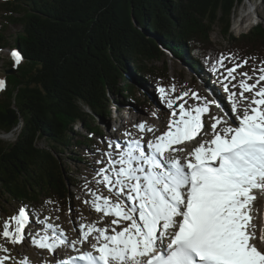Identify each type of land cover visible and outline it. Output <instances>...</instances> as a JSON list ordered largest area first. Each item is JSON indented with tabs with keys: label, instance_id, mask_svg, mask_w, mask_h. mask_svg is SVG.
Segmentation results:
<instances>
[{
	"label": "trees",
	"instance_id": "16d2710c",
	"mask_svg": "<svg viewBox=\"0 0 264 264\" xmlns=\"http://www.w3.org/2000/svg\"><path fill=\"white\" fill-rule=\"evenodd\" d=\"M244 1L0 0V49L13 45L21 55L19 65L13 57L2 74L0 133H19L15 142L0 140V193L39 216L71 202L69 184L81 181L69 176L60 153L81 147L74 160L87 164L88 153L100 148L95 136L112 137L101 119L109 108L116 112V104L153 112L154 93L135 97L138 84L154 92L173 83L183 88L176 80L183 75H170L169 53L199 72L220 69L218 61L230 55L263 59V24L239 37L232 31ZM15 24L22 30L10 38ZM216 28L229 37L230 48L213 43Z\"/></svg>",
	"mask_w": 264,
	"mask_h": 264
},
{
	"label": "snow or ice",
	"instance_id": "6c2138e0",
	"mask_svg": "<svg viewBox=\"0 0 264 264\" xmlns=\"http://www.w3.org/2000/svg\"><path fill=\"white\" fill-rule=\"evenodd\" d=\"M12 55L18 66L21 55L16 51ZM218 62L223 65L222 60ZM241 66L227 69L226 79L235 80L233 73ZM258 71L255 83L239 82L240 97L250 101L243 111L238 110L235 94L229 97L233 100L231 123L206 117L208 101L190 108H185V101L174 109L166 89L159 88L172 110L166 130L156 135L158 130L148 128L154 139L144 144L132 140L113 146L109 142L114 148L107 153L111 166L98 169L99 183L110 192L115 189L118 199L96 195L93 206L114 218L106 227L87 226L82 240L70 241L58 225L49 224L55 232L33 238L32 243L57 255L65 245L79 253L55 264H264V247H258L264 235L257 240L251 227L254 190L264 191V67ZM4 87L0 79V90ZM224 90L228 91L227 85ZM244 93L253 95L249 98ZM139 127L145 130V125ZM30 215L29 206L22 205L4 223L0 237L11 244L23 243L30 235L24 231ZM121 224L119 231L112 227ZM93 233L94 243L89 240ZM85 242L91 250L81 252L77 244ZM0 250L6 254L0 264L13 259L9 248L0 244Z\"/></svg>",
	"mask_w": 264,
	"mask_h": 264
},
{
	"label": "rangeland",
	"instance_id": "374dc122",
	"mask_svg": "<svg viewBox=\"0 0 264 264\" xmlns=\"http://www.w3.org/2000/svg\"><path fill=\"white\" fill-rule=\"evenodd\" d=\"M232 23H233L232 31L237 37L241 36V32L242 34H247L248 32L252 31V29H254L258 23L264 25V0L244 1L241 5H239L237 10L233 14ZM21 30H22L21 24L11 25L8 28L7 34L9 35L10 38H13L15 37L16 33H18ZM211 40L220 49H227L231 47L230 46L231 41L229 40V37H225L219 28H216V30L212 33ZM14 51L18 52V50L15 49L13 45L5 49H0V79L4 81L5 79L3 78L2 74L5 73V69L8 66L9 61L13 58L12 53ZM166 58L169 63L171 77L175 79L176 77H179V75L180 76L183 75L184 78L183 80L176 78V80L181 81L183 88L182 86H179L176 83H173L170 88L164 87L166 89V94L169 100L173 102L174 109L177 108L180 103H184L185 101H187V103H185V108H190L194 106H203L205 101H208L210 102L209 113L205 114V116L206 117L216 116L218 118L228 120L229 123L232 122L231 119H229V117L234 115L231 111V105L233 103V100L230 99L229 97L231 96V94L234 93L235 102L239 106L240 101L238 100V98H236V94L239 95L240 91H242L239 82L247 78L243 76L242 73H247L248 76L251 75V77L253 78H258L259 75L258 70L261 67H264V58L253 61L247 60L248 63L244 64L243 63L244 60H241L240 57L236 55H230V57L224 61L220 69H215L212 72H201V71L199 72L195 70L193 67H191L188 61H185L184 59L180 60L176 57H173V55L170 53L167 55ZM237 64H241L242 66L237 67L235 72L233 73V75L235 76V80L231 79L230 77L226 79V77L228 76L226 70L235 67ZM225 85L228 86L227 92L224 90ZM173 86L175 88V91H173ZM184 86H185V92L189 93L188 96H184L183 94H181L184 91ZM5 87H6V82H5ZM208 87L212 88L215 91V92L213 91L215 94H213L211 92L212 90H210ZM151 93H154L153 95H151L153 102L155 104V108L153 112L141 110L140 107L137 109L135 106H130V105L126 106V108L124 105L119 107L116 104L115 107L118 110V111L116 110V115H115V110L110 111L108 117L101 119V123L104 124L109 131L113 132L115 126L120 121L117 116L118 115L122 116L123 113H125L128 108L130 114H128V116L123 115V122L125 123V125H128L127 126L128 129L134 130L135 133H133L134 134L133 139L140 140L141 138V140L143 139L144 141L145 139H147V141L154 139L153 133L147 131V129L152 128L154 130H158L156 131L157 135H160V131L163 133L166 130L165 123L169 120L170 118L169 113L172 110L167 108V102L163 99L161 93L159 92V89L157 90V92H154L153 88L138 84L135 91V97L142 99L145 97L146 94H151ZM193 94H195V96ZM245 94L246 93H244V95ZM177 96H182L183 99L178 100L176 99ZM197 97H199V99H197ZM238 97L241 98L240 95ZM220 109L221 112L219 111L220 113H218L217 111ZM134 113H135V124L129 127L130 118ZM164 115L167 117V121L163 125L162 123L165 121ZM114 117H117V123L114 121L112 122ZM141 124L145 125V130L143 131L139 127V125ZM160 124L163 126H160ZM75 129L79 131L81 134H85V133L88 134V132L87 131L85 132V129H83L82 126L77 125L75 126ZM18 133L19 131L10 132L11 136L8 139L0 137V140H3L8 143L15 142ZM116 137H118L117 134H115V138ZM115 138L113 140H106L103 138L100 139L97 136H95V140L98 142L100 146V150L90 151L88 153L89 162L87 164L76 162L77 160H74L76 157H78L77 155L74 154L77 151H81L83 148L68 147L69 148L68 150H63V151L61 150L62 152L60 153V156L64 157L63 159H66L70 166L69 176L73 180L75 178L77 179L80 178L81 181L80 186H73L71 183L69 184V188L71 189L74 196L71 202L67 203L59 210H53L47 207L45 213L40 216L37 215L36 213L31 212V215L29 217V223L26 225L24 229L26 234H28L32 228L36 229L35 232L36 235L33 238H39V236L41 235H38V232L40 231L43 232L42 235H44L45 233L55 232V229H45L43 227V225H49L53 223H54L53 225L55 224L58 225L59 229L63 232L64 230L62 228V225L58 221L59 220L61 221V218H65V217L68 218L69 220V224L67 226L68 228L67 230L69 232L67 234L68 240H75V235H79L78 240H82L83 231L86 228V225L94 224L92 222L94 216L97 217L98 215L97 217L98 224H95L96 227L104 226V223L106 222V218H105L106 216L104 215V213L103 216H99V212L95 211V208L93 206V201L95 200L96 195L111 197V199L115 201L118 199V197L116 196L115 189H113L110 192L107 186L104 188L103 184L99 183L102 177L101 175L98 174L99 168L101 167L107 168L111 166V158L107 156V153L112 152V150L114 149L113 147H109V142H111L114 146ZM40 145L47 146V142L43 140L40 142ZM184 146L185 145H183L182 147ZM70 157L73 158L71 159ZM101 160H103L104 162L102 164L98 163V161ZM84 181L89 182L90 186L88 188L84 187L83 184ZM7 198H8L7 195H3L0 193V202H2L1 203L2 205H0V207L1 209L2 207L5 208V212L4 211L1 212L3 223L0 222L1 223L0 233H2L3 231L4 223L8 220V218L16 215L20 208V206H18L17 203L13 201L10 202ZM90 204L92 206H90ZM262 211L260 210V215H259L260 220L256 222L257 223V225L255 226L256 229L254 228L256 238H260L262 235H264L263 232L264 224H261L260 222L261 220H264V216H263L264 211L263 212ZM72 214H75L77 215V217L84 219L83 222L84 224L81 223V225H79L78 221L74 219V217L72 218ZM113 218L114 217H109L108 219L110 221ZM116 226L117 225H113L112 227L116 228ZM123 226L124 225L120 226V228ZM12 227H14V222ZM63 234H65V231L63 232ZM24 242L19 244H11L10 242L6 241L4 238L0 237V244H3L5 247L9 248L10 250L9 254L13 258L12 260L7 261L6 264H21V261L23 260L28 261V264H42V263L46 264L47 261L46 258H48V255L46 257V252H48L47 249H45L46 250L45 262L44 261L38 262L37 257H40V253L36 249H34L32 240L29 239V237L27 238L26 235ZM85 244H87L86 245L87 249H89L88 243ZM260 246H264V242L260 243L259 247ZM4 255L6 254L2 250H0V257H3Z\"/></svg>",
	"mask_w": 264,
	"mask_h": 264
},
{
	"label": "bare ground",
	"instance_id": "6f19581e",
	"mask_svg": "<svg viewBox=\"0 0 264 264\" xmlns=\"http://www.w3.org/2000/svg\"><path fill=\"white\" fill-rule=\"evenodd\" d=\"M250 15V14H249ZM251 76V75H250ZM253 76V75H252ZM256 76V75H255ZM256 79L257 78H253L252 77V79H244L247 83H249V84H253V83H255V81H256ZM261 85H264V81H262L261 82ZM258 86H260V85H258ZM210 90H212L211 92L213 93V94H215L214 92V90L212 89V88H210V87H208ZM214 91V92H213ZM239 95L238 94H236V98H238V100L240 101L239 102V106H238V110L239 111H243V109L249 104V100H245V99H243L242 97L241 98H239L238 97ZM245 97H251L252 96V93H246L245 95H244ZM204 97V96H203ZM220 112H221V109L219 110ZM164 117H165V121L162 123L163 125H164V123L167 121V117L164 115ZM231 123V122H230ZM166 124V123H165ZM163 125H161L160 124V126H163ZM158 129V128H157ZM164 130V129H163ZM131 133L133 134V133H135L134 132V130H132L131 131ZM162 132L160 131V134H161ZM159 134V133H158ZM156 135H157V133H156ZM11 136V134L10 133H0V137H2V138H5V139H8L9 137ZM140 137V136H139ZM199 139V138H198ZM133 140H135V139H133ZM140 140H141V138H140ZM141 141H143V139L141 140ZM147 141V139H145V142ZM115 144H123V145H127V144H125V143H123V142H119L118 143V141H114V145ZM187 144V143H186ZM183 145H173V147H182ZM121 151V149H115V151L116 152H119V151ZM114 151V149L112 150V152ZM177 155H182L181 153H178ZM115 158H117L118 159V156H116ZM103 186H104V188L106 187V185H104L103 184ZM255 196H256V199H255V201L253 202V206H252V209H251V215H252V217H253V219H252V221H251V227L254 229L255 228V226L257 225V221H259L260 220V217H259V215H260V210H261V205H262V202H261V199H262V197L264 196V191H262V190H260L258 193H256V194H254ZM113 201H115V200H113ZM91 203V202H90ZM90 206H92L91 204H90ZM260 208V209H259ZM93 210V209H92ZM262 211V210H261ZM264 211V210H263ZM262 211V212H263ZM264 214V213H263ZM99 216H103V213L102 212H99ZM74 217V219H76L77 221H78V224L79 225H81V223L82 224H84L83 222H84V219H82V218H79V217H77V215H75V214H72V218ZM97 217H98V215H97ZM97 217H95L94 216V219L92 220V222L94 223V224H98V222H97ZM110 216H106L105 218H106V222L104 223V226H107V223L109 222V218ZM263 217V216H262ZM263 221V222H262ZM61 225H62V228H63V230L65 231V236L67 237V234L69 233L68 232V228H67V226H68V224H69V220H68V218H61V221L59 220L58 221ZM261 222V224H264V220H261L260 221ZM85 223H86V221H85ZM54 224V223H53ZM59 224V225H60ZM56 225V224H55ZM93 225V224H92ZM100 225V224H99ZM123 225V224H122ZM121 225V226H122ZM87 226H91L90 224H87L86 225V227ZM104 226H99V227H104ZM43 227L45 228V229H49L48 228V225H43ZM256 229V228H255ZM116 230L117 231H119V230H121L120 229V226L119 225H117L116 226ZM63 231V232H64ZM261 231V230H260ZM35 232H36V229L35 228H32L31 229V231L29 232L30 233V235H27V238L29 237V239H33V237L36 235L35 234ZM264 232V231H263ZM28 233V234H29ZM42 234H43V232H38V235H41L42 236ZM57 234H59V233H57ZM94 235H95V233H93L92 235H90L89 236V240L90 241H92L93 243L95 242L94 241V239H93V237H94ZM78 238H79V235H75V240H78ZM257 240H259V238H256ZM71 241V240H70ZM30 242V241H29ZM25 243V242H24ZM28 243V242H27ZM85 243H87V242H85ZM83 244V245H81V244H78L77 245V248H79V247H82L83 246V248H87V244ZM28 245V244H27ZM33 246H34V249H36L39 253H40V257H37V261L39 262V261H44L45 262V252H46V250L45 249H40L38 246H36L35 244H33ZM258 247H259V245H258ZM260 247H264V246H260ZM85 248V249H86ZM63 249H65L66 251H68V252H74V250L73 249H71L70 247H68L67 245H65V246H63ZM62 249V250H63ZM62 250H57L58 252H59V255H57L56 253H54V257L55 258H60L61 257V251ZM25 251V250H24ZM24 253V252H23ZM26 253V252H25ZM26 255V254H25ZM25 257V256H24ZM48 259V258H47ZM36 261V260H35ZM37 263V262H36ZM43 264V263H42Z\"/></svg>",
	"mask_w": 264,
	"mask_h": 264
},
{
	"label": "water",
	"instance_id": "95a60500",
	"mask_svg": "<svg viewBox=\"0 0 264 264\" xmlns=\"http://www.w3.org/2000/svg\"><path fill=\"white\" fill-rule=\"evenodd\" d=\"M13 72H15V71L11 69L8 73H13Z\"/></svg>",
	"mask_w": 264,
	"mask_h": 264
}]
</instances>
